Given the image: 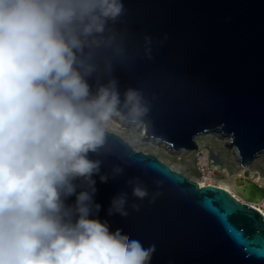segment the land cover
Wrapping results in <instances>:
<instances>
[{"label": "water", "instance_id": "95a60500", "mask_svg": "<svg viewBox=\"0 0 264 264\" xmlns=\"http://www.w3.org/2000/svg\"><path fill=\"white\" fill-rule=\"evenodd\" d=\"M122 3L125 14L114 28L124 53L109 57L111 73L102 65L99 76L103 83L117 79L121 93L129 87L143 92L150 102L145 139L193 151L199 136L219 133L231 140L240 166L251 165L264 153V0ZM96 79L88 80L93 90ZM89 156L102 160L100 174L109 176L107 183L93 176V199L101 208L90 218L145 248L154 245L151 264H264V217L254 206L222 187L201 186L111 131L99 154ZM116 166L123 174L112 178ZM137 177L151 194L142 202L127 184ZM123 192L140 211L128 207V217L110 216L112 199ZM220 197L244 211L226 212ZM75 202V195L65 201Z\"/></svg>", "mask_w": 264, "mask_h": 264}, {"label": "clouds", "instance_id": "9594fccd", "mask_svg": "<svg viewBox=\"0 0 264 264\" xmlns=\"http://www.w3.org/2000/svg\"><path fill=\"white\" fill-rule=\"evenodd\" d=\"M124 14L122 0H0V264H151L154 245L90 218L101 208L93 176H109L89 154L114 117L140 128L150 112L141 90L99 76L124 53L114 28ZM127 184L135 200L150 197L139 177ZM128 199L114 197L108 214L139 212Z\"/></svg>", "mask_w": 264, "mask_h": 264}, {"label": "rangeland", "instance_id": "374dc122", "mask_svg": "<svg viewBox=\"0 0 264 264\" xmlns=\"http://www.w3.org/2000/svg\"><path fill=\"white\" fill-rule=\"evenodd\" d=\"M110 125L117 127L115 129L109 127V131L117 133L123 137L136 150L144 151L145 153H152L170 166H172V164L181 165L183 167L181 171L194 181L202 176L197 165L199 155L202 151L200 149L201 143L204 145L203 150L207 151L211 163H217L228 169L231 173H233L235 168L239 165L238 155L234 153L235 148L230 144V139L219 133H208L199 136L198 138L201 142L198 143L197 141L199 148L193 150L192 153H189V150L182 151L170 148L173 151H177L176 153H172L166 145H158L151 140L140 138L139 129L136 130L134 125L122 121L119 117H114V121ZM250 166L264 174V153L260 154ZM246 174L249 175L248 172ZM255 189L258 190L259 186H255Z\"/></svg>", "mask_w": 264, "mask_h": 264}, {"label": "bare ground", "instance_id": "6f19581e", "mask_svg": "<svg viewBox=\"0 0 264 264\" xmlns=\"http://www.w3.org/2000/svg\"><path fill=\"white\" fill-rule=\"evenodd\" d=\"M109 127L115 129L117 126L110 125ZM135 129H139V137L145 139L144 129L142 127L138 128L136 126ZM197 141L198 143H201L199 141V138ZM155 144L159 145V143ZM200 146V149L202 151L199 155L197 165L202 176L201 178L197 179L196 182H198L201 186L215 185L218 187H222L228 190L236 199H238L242 203H246L255 207L261 204L262 200L264 199V174H262L261 171L253 169L250 165L247 167H241L239 164L235 168V171L231 173L228 169L218 165L217 163H211L207 151L203 150L204 145H202L201 143ZM168 149L172 153L177 152L171 150L170 148ZM182 151L186 150L182 149ZM188 152L192 153L193 151L189 150ZM234 153L237 154L236 149L234 150ZM171 167L178 171H181L183 169L181 165L172 164ZM247 172L249 173V175L246 174ZM255 186H259V189L256 190Z\"/></svg>", "mask_w": 264, "mask_h": 264}, {"label": "snow or ice", "instance_id": "6c2138e0", "mask_svg": "<svg viewBox=\"0 0 264 264\" xmlns=\"http://www.w3.org/2000/svg\"><path fill=\"white\" fill-rule=\"evenodd\" d=\"M221 199L224 200V207L226 212L228 213H235V212H242L244 211L243 209H241L238 205L234 204L231 200L224 198V197H220ZM229 232H231V234L236 237L237 240L240 239V233L235 231L234 229H232L231 227H229Z\"/></svg>", "mask_w": 264, "mask_h": 264}, {"label": "built area", "instance_id": "2783aa9c", "mask_svg": "<svg viewBox=\"0 0 264 264\" xmlns=\"http://www.w3.org/2000/svg\"><path fill=\"white\" fill-rule=\"evenodd\" d=\"M255 209H257L261 214L262 216L264 217V199L262 200L261 204L258 205V206H254Z\"/></svg>", "mask_w": 264, "mask_h": 264}]
</instances>
